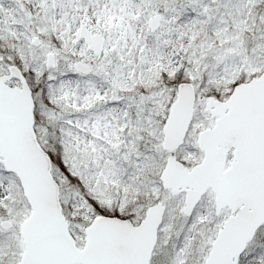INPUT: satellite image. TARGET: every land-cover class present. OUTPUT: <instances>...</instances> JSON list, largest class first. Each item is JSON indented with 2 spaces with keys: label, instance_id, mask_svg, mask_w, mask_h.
Listing matches in <instances>:
<instances>
[{
  "label": "snow or ice",
  "instance_id": "6c2138e0",
  "mask_svg": "<svg viewBox=\"0 0 264 264\" xmlns=\"http://www.w3.org/2000/svg\"><path fill=\"white\" fill-rule=\"evenodd\" d=\"M0 264H264V0H0Z\"/></svg>",
  "mask_w": 264,
  "mask_h": 264
}]
</instances>
